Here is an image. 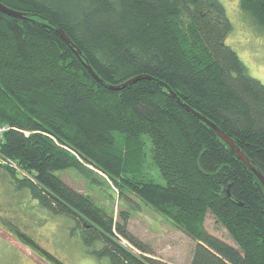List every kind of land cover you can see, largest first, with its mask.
<instances>
[{
  "label": "trees",
  "instance_id": "1",
  "mask_svg": "<svg viewBox=\"0 0 264 264\" xmlns=\"http://www.w3.org/2000/svg\"><path fill=\"white\" fill-rule=\"evenodd\" d=\"M0 2L26 15L0 11V122L10 127L0 151L28 174L2 167L15 190L71 220L98 264L170 263L127 231L128 210L114 220L59 171L111 184L125 203L133 194L168 218L196 241L189 264H264V189L255 174L165 87L142 78L105 88L45 24L60 27L106 83L135 75L166 83L264 176V84L225 43L232 25L219 0ZM239 6L264 26V0ZM208 212L236 246L205 229ZM14 233L49 264H66Z\"/></svg>",
  "mask_w": 264,
  "mask_h": 264
},
{
  "label": "rangeland",
  "instance_id": "2",
  "mask_svg": "<svg viewBox=\"0 0 264 264\" xmlns=\"http://www.w3.org/2000/svg\"><path fill=\"white\" fill-rule=\"evenodd\" d=\"M219 1L232 25L225 43L237 53L247 73L264 84V26L241 9L239 0ZM57 174L74 189L89 194L97 206L113 214L114 220H121L119 212L128 210L127 231L148 245L152 257L170 264H189L196 241L151 206L133 194H128L129 201L125 203L111 184L101 181L91 184L72 169ZM8 178L0 167V264H49L16 237L15 227L66 264H98L85 253L77 233H71V220L41 208L35 199L29 198L28 190L17 191L11 187ZM160 182L164 183L162 179ZM204 227L210 234L236 246L209 212ZM121 242L139 252L127 240L122 238Z\"/></svg>",
  "mask_w": 264,
  "mask_h": 264
},
{
  "label": "water",
  "instance_id": "3",
  "mask_svg": "<svg viewBox=\"0 0 264 264\" xmlns=\"http://www.w3.org/2000/svg\"><path fill=\"white\" fill-rule=\"evenodd\" d=\"M0 11L10 15L12 17H26L24 13L21 11H17L15 9L9 8L2 4L0 2ZM45 24L53 29V31L66 43L69 45V47L73 50L74 54L82 61L83 65L89 72V74L101 85H103L105 88L110 90H119L131 83L136 82L139 79L146 78V79H153L161 86L165 87V89L168 91V93L177 100V102L188 112L192 113L196 118L200 119L202 122H204L208 127L212 128L213 131L216 133V135L224 142L226 143L230 149L233 151V153L237 156V158L249 169L251 170L255 176L260 181L263 189H264V176L261 174L260 171H258L249 161L245 153L235 145L233 140L222 130L220 129L215 123H213L211 120H209L207 117L201 115L199 112H197L195 109L189 107L185 102H183L179 96L173 90L163 81L156 79L149 75H135L133 77L128 78L127 80L120 82V83H106L102 78H100L91 65L86 61V59L83 57L82 52L79 48L76 47V45L71 41L69 36L60 28L57 26L52 25L51 23L45 22Z\"/></svg>",
  "mask_w": 264,
  "mask_h": 264
},
{
  "label": "built area",
  "instance_id": "4",
  "mask_svg": "<svg viewBox=\"0 0 264 264\" xmlns=\"http://www.w3.org/2000/svg\"><path fill=\"white\" fill-rule=\"evenodd\" d=\"M10 127L0 122V143H2L3 133L8 130ZM0 167H7L16 171V173L21 176H28V174L19 166L18 162L0 151Z\"/></svg>",
  "mask_w": 264,
  "mask_h": 264
},
{
  "label": "crops",
  "instance_id": "5",
  "mask_svg": "<svg viewBox=\"0 0 264 264\" xmlns=\"http://www.w3.org/2000/svg\"><path fill=\"white\" fill-rule=\"evenodd\" d=\"M9 181H10V180H9ZM9 185L15 189V186H14L11 182H10ZM23 190H26V189H23ZM26 192H27V190H26ZM27 194H28L29 198H31L28 192H27Z\"/></svg>",
  "mask_w": 264,
  "mask_h": 264
}]
</instances>
